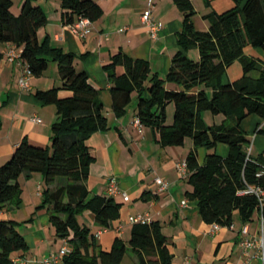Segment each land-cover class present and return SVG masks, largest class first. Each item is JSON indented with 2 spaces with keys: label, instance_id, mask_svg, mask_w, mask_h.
Masks as SVG:
<instances>
[{
  "label": "trees",
  "instance_id": "obj_1",
  "mask_svg": "<svg viewBox=\"0 0 264 264\" xmlns=\"http://www.w3.org/2000/svg\"><path fill=\"white\" fill-rule=\"evenodd\" d=\"M172 1L183 21L177 35L179 50L167 75L160 78L151 74L147 61L119 51L103 66L110 83L112 111L117 118L122 117L136 93L137 118L143 127L158 133L162 146H181L186 138L192 140L194 149L185 159L190 187L185 195L196 202L205 223L229 227L236 214L249 222L260 213L264 231V176L256 177L264 169V158L248 155L250 140L242 127L247 118L256 116L262 121L255 132L264 133L259 129L264 122V66L244 54L246 46L264 51V0H232L230 10L220 14L212 11L203 17L208 23L206 31L194 25L196 12L191 0ZM36 2L22 0L20 13L15 16L11 12L13 0H0V42L21 50V59L33 77L43 76L49 62L57 64L61 85L35 93L43 105L55 107L57 120L51 126L47 147L33 146L23 139L0 166V209L6 204H21L19 178L40 174L47 186L56 184L42 192V206L49 209L58 238L66 239L72 247L64 264H121L128 251L136 256L137 264H172L167 238L157 222L133 224L129 241L115 238L109 251L97 248L94 234L78 223L77 216L89 211L96 226L109 229L120 215L121 206L113 198L90 195L86 186L94 161L87 141L109 127L100 92L89 83L85 71L75 69V55L52 45L47 36L39 39L38 31L47 24V18ZM61 8L64 25L80 16L92 23L102 16L101 8L92 0H61ZM191 50H197L198 59L188 56ZM234 62L240 63L242 77L224 82ZM117 67L124 69L120 76L116 75ZM167 84L179 90L166 89ZM60 92L70 95L60 97ZM169 104L174 106L170 126L165 115ZM205 111L222 115L223 122L205 125ZM219 144L227 146L226 157L216 153ZM198 148L207 152L202 165L197 159ZM247 187L259 188L263 195L238 194ZM26 250L17 223L0 220V264H15L12 254Z\"/></svg>",
  "mask_w": 264,
  "mask_h": 264
},
{
  "label": "crops",
  "instance_id": "obj_2",
  "mask_svg": "<svg viewBox=\"0 0 264 264\" xmlns=\"http://www.w3.org/2000/svg\"><path fill=\"white\" fill-rule=\"evenodd\" d=\"M92 1L101 8L102 16L92 23V32L86 39L76 37L63 24L61 0H37L35 4L42 8L47 18V24L38 31L39 39L47 36L52 45L75 55V69L85 71L89 83L100 92L109 127L106 131L93 134L87 141L94 161L89 167L86 186L90 195L107 196L109 179L114 177L119 193L111 198L121 208L119 218L95 238V246L109 251L115 238L128 242L133 226L129 218L145 215L151 222L160 224L168 241L172 264H184L185 260L188 264H242L245 256L241 230L246 226L248 236L256 239L260 234V213H255L249 222H243L236 214L233 228L220 227L212 231L211 224L201 219L196 202L187 199L185 193L190 187L175 168V164L185 160L194 149L192 140L186 138L181 146L164 147L158 133L151 127L144 126L139 133L133 126L137 117L136 93L132 94V101L122 117L117 118L111 107L110 83L103 66L121 51L133 59L147 61L151 74L165 78L172 57L179 50L177 35L182 31V13L172 0ZM191 3L196 12L194 25L200 31L208 29V23L203 18L206 14L212 11L220 14L234 7L232 0H191ZM21 5L22 0H13V15H19ZM149 6L152 18L164 26L156 38L149 36L141 21L143 11ZM9 46L0 42V166L10 159L23 139L37 147L50 144L51 126L57 120L56 109L53 105H43L35 98V93L61 85L57 64L49 62L43 76L31 78V90H21L18 80L22 67L16 61L7 60ZM191 54L196 55L194 60L198 59L197 50L189 51L188 56ZM244 54L264 66L263 50L246 46ZM115 72L120 76L124 69L117 67ZM241 77L242 67L239 62H234L228 67L223 81L235 82ZM166 89L179 90V87L167 84ZM69 95L68 92H60V97ZM165 115L166 125H172L173 104L167 105ZM33 118L39 121L35 122ZM202 119L209 126L220 125L224 117H211L206 112L202 114ZM261 121L251 116L242 123L250 140V156L253 159L260 155L264 158V133L255 132ZM196 153L202 165L207 152L198 148ZM227 153L228 149L224 147L217 154L226 157ZM156 178L167 183L166 189L155 183ZM19 184L21 204L18 207L4 205L0 209V220L17 223V230L27 244L26 251L12 254L13 262L25 264L17 262L18 259H25L27 264H41L43 259L57 254L63 246V239L58 238L50 223L49 209L42 206V192L56 184L47 186L40 174H33L28 179L21 177ZM123 193L128 200H124ZM77 221L94 235L102 229L96 226L94 215L89 211L77 216ZM92 252L91 248L90 254ZM130 253L125 254L121 264H137L136 256ZM250 264L260 262L253 260Z\"/></svg>",
  "mask_w": 264,
  "mask_h": 264
},
{
  "label": "built area",
  "instance_id": "obj_3",
  "mask_svg": "<svg viewBox=\"0 0 264 264\" xmlns=\"http://www.w3.org/2000/svg\"><path fill=\"white\" fill-rule=\"evenodd\" d=\"M141 21L143 25L147 28V32L151 38H156L160 31L163 30L164 26L159 22H156L152 18V9L151 6L146 8L141 16ZM71 32L80 39H86L92 32V22L83 16L78 17L72 24L67 25ZM6 57L9 62L16 61L19 66L22 67L21 76L18 80V86L23 91L31 90L30 80L33 77V74L27 64H25L21 59V50L14 46L10 45L6 51ZM33 121L38 122V118H33ZM133 126L137 129L139 133L142 132L143 125L141 124L139 118H135L133 121ZM259 129H264V122L259 126ZM251 148H248V155L250 154ZM175 168L181 179L186 180L188 177V168L185 160H181L175 164ZM264 176V169L260 170L256 177L260 178ZM155 183L159 185L161 189H166L167 183H165L161 178H156ZM119 193V187L117 180L112 177L109 179V184L107 188V196L112 197L115 194ZM255 194L257 197H261L263 192L256 187H247L246 190L239 192L238 194ZM124 200H128V196L122 194ZM129 221L133 224H148L151 223L150 218L145 215H136L129 218ZM212 231L219 230L220 226L218 224H211ZM233 228V224L229 226ZM105 229H101L94 236L98 238ZM244 238L241 241V246L243 248V254L245 259L242 264H250L253 260H258L260 264H264V231H263V220L260 219V234L255 238H250L248 236V229L244 226L241 230ZM72 251L71 245L67 242L66 239L63 240V246L60 248L57 254H51L47 258L41 261V264H64V258L69 255ZM22 261L27 264V260L18 259L17 262ZM189 262L185 260L184 264Z\"/></svg>",
  "mask_w": 264,
  "mask_h": 264
},
{
  "label": "rangeland",
  "instance_id": "obj_4",
  "mask_svg": "<svg viewBox=\"0 0 264 264\" xmlns=\"http://www.w3.org/2000/svg\"><path fill=\"white\" fill-rule=\"evenodd\" d=\"M191 59H193L194 57H196V55L194 56V54H191L190 56H189ZM51 65H52V63H51ZM253 76H255V74L253 73L252 74ZM210 95V94H209ZM206 112H208L210 115H211V117H213V115L209 112V111H205V112H203V113H206ZM208 126V125H207ZM209 126H214V124H211V125H209ZM250 145V144H249ZM227 148V146L226 145H223V144H219L218 145V149L217 148H215V151L217 150V153L218 154H220L221 153V148ZM228 149V148H227ZM202 150H204L205 152H206V150L204 149V148H202ZM131 255H132V253H130ZM133 256V255H132Z\"/></svg>",
  "mask_w": 264,
  "mask_h": 264
}]
</instances>
